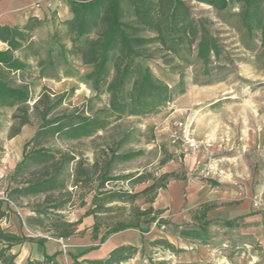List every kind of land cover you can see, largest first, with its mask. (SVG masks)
<instances>
[{
    "label": "rangeland",
    "instance_id": "1",
    "mask_svg": "<svg viewBox=\"0 0 264 264\" xmlns=\"http://www.w3.org/2000/svg\"><path fill=\"white\" fill-rule=\"evenodd\" d=\"M182 1L188 6L191 16L202 21L215 40L218 57L212 56L205 67L196 57L195 47L181 55V59H175L158 46L151 45L146 51L150 58L141 62L155 78L168 86L171 92L168 102L150 115L116 122L107 133L98 134L102 139L49 137L45 146L68 151L77 160H83L88 181L80 177V183L75 187L74 166L71 167L67 183L71 197L62 211L51 209L65 199L57 193L52 197L27 198L19 200L16 205L11 204L12 212L20 213L23 219V235L33 238L57 236L63 229L60 224L73 220L82 208L81 200L85 205L91 204L98 174L91 168L95 154H99L97 152L105 142L111 143L118 140L122 132L133 130L131 142L122 151H140L142 155L114 166L112 175L119 178L137 175L141 183L118 180L105 185V190L135 194L155 183L154 202L158 195L166 197L172 184L183 183L198 189L204 199L210 198L206 203L210 207L206 213L209 221L206 236L210 239L199 261L195 256L184 254L189 249L175 251L163 246L156 256L152 251L142 255V261L145 264H264L261 243L243 235L253 226L264 228V64L257 61L260 44L257 37L245 36L234 17L239 6L234 5L218 14L194 0ZM30 66L31 69L22 77H11L15 85L18 80L32 85L31 100L25 105L30 124L21 129L20 134L23 130L24 133L16 141L8 136L11 126L16 124L12 117L20 116L21 112L17 107L0 108V197L5 196L15 162L21 160L23 144L39 125L33 104L43 88L52 94H66L63 105L55 114L71 113L75 107L80 108L87 99L94 97L83 78L87 67L64 66L52 77L39 79L35 63L31 62ZM104 103L105 98H101L95 100L93 106L98 109ZM182 121L190 125L191 137L198 144L195 151H185L181 146L170 143L174 124ZM164 174L171 176L162 179ZM182 188L184 193L188 190ZM153 194L150 192L133 200L124 198L107 204L109 210L98 215L100 231L105 232L117 223H137L138 229L144 232L156 228L162 236H173L174 226L181 228L178 230L195 229L192 220L194 209L187 213L190 220L188 217L182 220L168 209L163 211L158 219L168 223L166 225L152 223L147 226L143 218L136 219L137 212L151 205L148 200ZM240 204H246L248 213L237 217V205ZM34 210H45L48 215L41 226L28 227L24 222L27 217L35 216ZM226 221L231 222V226H225Z\"/></svg>",
    "mask_w": 264,
    "mask_h": 264
},
{
    "label": "trees",
    "instance_id": "2",
    "mask_svg": "<svg viewBox=\"0 0 264 264\" xmlns=\"http://www.w3.org/2000/svg\"><path fill=\"white\" fill-rule=\"evenodd\" d=\"M194 1L212 8L218 14L234 5L239 6L234 17L238 19L246 37L258 38L260 53L257 61L264 64V0ZM65 5L69 18L64 21H58L53 13L42 21L30 17L21 27L0 26V41L7 45L5 51H0V108L17 107L21 112L20 116L12 117L16 124L10 128L9 139L30 124L25 105L31 100L32 85L21 80L15 85L11 77H22L31 69V62L35 63L34 69L39 79L52 77L64 66L87 67L83 78L94 94L93 98L87 99L80 108L75 107L71 113L63 111L55 114L63 105L66 94H52L43 88L33 104L39 125L22 146L21 160L13 167L9 186L4 193L5 200L0 198V221L14 213L11 204L16 205L19 200L27 198L52 197L56 193L65 199L51 209L62 211L71 197L67 183L72 166L75 187L80 183V177L88 181L83 160H77L68 151L45 146L49 137L61 135L66 140L102 139L98 134L107 133L116 122L150 115L170 100L168 86L155 78L141 62L150 58L146 54L149 46H158L175 59H181V55L191 52L195 47L196 57L205 67L212 56L219 55L218 46L204 23L191 16L182 0H66ZM101 98H105L104 105L95 109L93 103ZM132 135L133 130L122 132L118 140L105 142L99 148V154H95L91 168L98 173L96 193L85 213L94 220L92 236H97L100 231L98 215L109 210L107 204L124 198L133 200L150 192L154 194L148 203L152 204L155 198V183L135 194L104 188L118 180L141 183L137 175L121 178L112 175L114 166L142 155L140 151H122L131 142ZM170 176L164 174L162 179ZM84 206L81 200L80 207ZM209 209L206 204L199 206L192 215L195 229L176 228L177 236L199 239L206 236L209 224L206 213ZM33 213L35 216L27 217L25 225L41 226L48 214L45 210H34ZM162 213V210L148 207L137 212L136 219L143 218L147 226L152 223L166 225L168 223L158 219ZM79 223L80 220L75 223L62 222L60 225L63 229L57 236H73ZM224 225L231 226V222L226 221ZM128 228H139V225L117 223L102 234L101 242L107 236ZM31 240L23 234L14 235L0 227V264H15V256L10 254V250ZM42 243L39 244L42 246ZM152 245L172 249L165 240ZM133 252L135 249L131 247L115 249L104 264H119ZM44 260L49 261L51 258L44 255Z\"/></svg>",
    "mask_w": 264,
    "mask_h": 264
},
{
    "label": "crops",
    "instance_id": "3",
    "mask_svg": "<svg viewBox=\"0 0 264 264\" xmlns=\"http://www.w3.org/2000/svg\"><path fill=\"white\" fill-rule=\"evenodd\" d=\"M66 0H0V26H8L13 28L15 26H23L30 17L42 21L44 18H49L51 14L55 13L58 21H64L69 18L68 7L65 5ZM7 45L0 41V51H5ZM17 56V53H15ZM24 133V130L21 134ZM20 133L12 139L16 141L21 135ZM11 139V140H12ZM20 161V160H18ZM18 163V162H15ZM182 187L188 189L185 193ZM200 199L202 201L198 202ZM210 198L204 199L199 194L198 189L194 186L176 183L172 184L167 191L166 197L158 195L157 199L149 207L154 210H162L175 214L176 217L182 220L186 217L189 210H197L199 206L209 203ZM246 204L237 205V217L247 214ZM90 203L80 208L75 214V218L69 223H75L80 220L76 226L73 236L67 237H45L32 238L31 241L24 242L21 245L12 247L10 254L15 256V264H27L32 262L34 264H64L65 262H77L81 264H97L103 263L108 259L109 254L115 249L121 247H131L135 249L130 257L119 264H145L142 261V255L147 252H153V255L161 252V246L152 245V243L165 240L171 245V250L189 249L188 253H184L188 257H196L199 261L203 256L205 244L209 241L210 236H201V238H182L177 236L176 232L173 236H162L158 233L156 228L149 229L147 232L141 231L138 228H128L120 232L107 236L104 242H101L102 234L99 231L97 236H92V226L94 220L92 216L85 215L89 209ZM167 211V212H168ZM188 220V221H189ZM23 219L20 213H12L7 218L0 221V227L14 235L24 234ZM181 229L179 226H174ZM240 231V230H238ZM241 235V232H239ZM255 240L259 241L264 249V228L253 226L247 233ZM42 243V246L39 244ZM167 251V250H166ZM168 252V251H167ZM170 255L172 253H169ZM44 255L51 258L49 261L44 260ZM205 255V254H204Z\"/></svg>",
    "mask_w": 264,
    "mask_h": 264
},
{
    "label": "built area",
    "instance_id": "4",
    "mask_svg": "<svg viewBox=\"0 0 264 264\" xmlns=\"http://www.w3.org/2000/svg\"><path fill=\"white\" fill-rule=\"evenodd\" d=\"M169 139L172 145L181 146L182 148H184L185 151H195L198 148L197 142L191 137L190 125H188L187 122L185 121L177 122L174 124V128L171 131ZM0 198L5 200L4 196ZM64 264H81V263L65 262Z\"/></svg>",
    "mask_w": 264,
    "mask_h": 264
}]
</instances>
